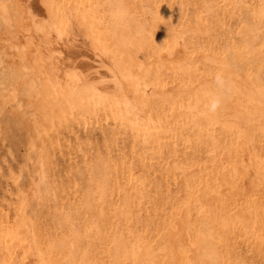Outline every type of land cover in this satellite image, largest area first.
<instances>
[{
    "label": "bare ground",
    "instance_id": "1",
    "mask_svg": "<svg viewBox=\"0 0 264 264\" xmlns=\"http://www.w3.org/2000/svg\"><path fill=\"white\" fill-rule=\"evenodd\" d=\"M0 264H264V0H0Z\"/></svg>",
    "mask_w": 264,
    "mask_h": 264
},
{
    "label": "rangeland",
    "instance_id": "2",
    "mask_svg": "<svg viewBox=\"0 0 264 264\" xmlns=\"http://www.w3.org/2000/svg\"><path fill=\"white\" fill-rule=\"evenodd\" d=\"M6 182H2V184L0 185V197H4L5 196V191L3 190V188H5L6 186Z\"/></svg>",
    "mask_w": 264,
    "mask_h": 264
}]
</instances>
